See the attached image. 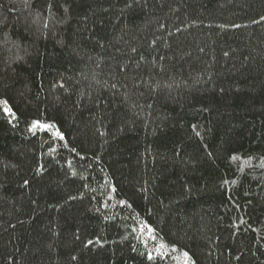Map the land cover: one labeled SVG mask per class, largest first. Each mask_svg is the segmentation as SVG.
<instances>
[{"label": "trees", "instance_id": "obj_1", "mask_svg": "<svg viewBox=\"0 0 264 264\" xmlns=\"http://www.w3.org/2000/svg\"><path fill=\"white\" fill-rule=\"evenodd\" d=\"M0 264H264V0H0Z\"/></svg>", "mask_w": 264, "mask_h": 264}, {"label": "snow or ice", "instance_id": "obj_2", "mask_svg": "<svg viewBox=\"0 0 264 264\" xmlns=\"http://www.w3.org/2000/svg\"><path fill=\"white\" fill-rule=\"evenodd\" d=\"M7 110V109H6ZM45 127H47V126H45Z\"/></svg>", "mask_w": 264, "mask_h": 264}]
</instances>
